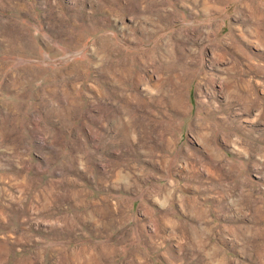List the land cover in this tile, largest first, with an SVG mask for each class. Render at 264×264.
Wrapping results in <instances>:
<instances>
[{
  "label": "rangeland",
  "instance_id": "obj_1",
  "mask_svg": "<svg viewBox=\"0 0 264 264\" xmlns=\"http://www.w3.org/2000/svg\"><path fill=\"white\" fill-rule=\"evenodd\" d=\"M0 264H264V0H0Z\"/></svg>",
  "mask_w": 264,
  "mask_h": 264
}]
</instances>
